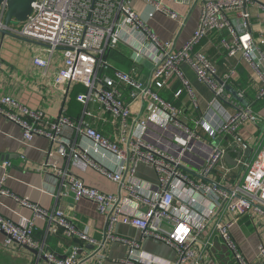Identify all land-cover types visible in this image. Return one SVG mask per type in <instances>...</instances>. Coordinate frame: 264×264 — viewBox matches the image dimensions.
Wrapping results in <instances>:
<instances>
[{
    "label": "built area",
    "instance_id": "2783aa9c",
    "mask_svg": "<svg viewBox=\"0 0 264 264\" xmlns=\"http://www.w3.org/2000/svg\"><path fill=\"white\" fill-rule=\"evenodd\" d=\"M138 1L152 6L148 18L155 12L166 13L157 0H35L24 23L5 27L0 20V29L31 44L32 64L48 78L50 87L66 98L73 85L86 89L76 98L84 106L79 118H70L64 111L53 119L11 97L0 99V116L17 124L25 140L44 137L59 146L64 158L71 157L73 164H83L117 185L116 193H104L68 169L56 170L60 196L94 203L107 218L110 239L139 248L136 240L113 235L114 224L124 217L128 226L176 253L173 263L145 256L127 264H205L206 257L212 264H264V241L250 260L232 234L245 216L264 218L263 142L254 147L243 133L246 126L256 129L263 122L253 105L264 98V36L255 38L248 30L246 10L256 1L204 0L198 30L179 49L150 30L135 8ZM5 13L4 6L0 16ZM233 13L242 19L241 30L233 24ZM170 17L177 19L178 15L170 13ZM132 30L140 33V46L132 70L124 72L113 65L110 55ZM211 36L221 37L219 47L227 51L228 58L246 63L253 74L252 85L261 84L247 106L225 89V85L235 88L237 71L231 68L219 75L217 65L198 49ZM57 56L61 66L54 69ZM184 66L213 94L204 112ZM163 90L173 93L176 100L187 96L191 112L167 101ZM236 90L247 100L246 90ZM196 113H202L201 118L196 119ZM100 117L110 121L113 138L94 126ZM65 127L80 137L78 144L63 136ZM229 153H238L235 166L225 159ZM140 165L154 170V186L136 181ZM3 197L47 219L48 236L61 232L69 240L93 242L89 231L78 228L62 210L47 212L0 185ZM128 202L133 210L127 209ZM139 208L147 211L139 212ZM35 231L32 220L14 222L0 214V233L6 236L7 248L38 251L34 264H83L77 245L61 257ZM222 249L228 257L222 256Z\"/></svg>",
    "mask_w": 264,
    "mask_h": 264
},
{
    "label": "crops",
    "instance_id": "0c3cea01",
    "mask_svg": "<svg viewBox=\"0 0 264 264\" xmlns=\"http://www.w3.org/2000/svg\"><path fill=\"white\" fill-rule=\"evenodd\" d=\"M157 1L166 13L155 12L152 18H148L147 13L152 11V6L138 1L135 8L146 19L148 27L160 40L173 42L176 49L183 47L198 30L204 0ZM255 1L256 3L246 6V10L249 13L250 32L255 38H260L264 36V0ZM170 13L177 14L178 18H171ZM232 21L237 29L243 28L242 19L237 13L232 14ZM140 37L141 35L137 30L124 34L120 46L110 55V61L116 68L124 72L132 70L134 55L140 46L138 43ZM215 37L218 39L216 43ZM224 37H227V34H224ZM220 40L221 37L219 36H211L204 40L198 49L217 65L219 75L228 73L231 68L235 69L237 71V83L235 88L232 87L235 90H246L247 102L255 100L261 84L254 83L252 85L253 74L243 60L231 59V63L228 64L225 57V64L220 70L218 64L222 63L220 58L223 51L219 47ZM31 56L29 42L19 40L11 35L3 36L0 33V99L11 97L30 109L43 110L53 119L58 118L64 111L70 118L81 117L84 106L77 102L76 98L78 94L86 92L85 87H74L73 85L69 97L62 96L58 90L49 86L48 78H44L42 71L33 66ZM60 66L61 60L57 56L53 62V68L56 69ZM183 71L204 112L212 100L213 94L198 81L189 67L184 66ZM203 88L207 90V96H203V90H201ZM161 95L175 106L185 107L186 113L191 112L189 109L191 104L187 96H184L182 100H176L173 93L166 90H163ZM140 107V104L135 106L136 109ZM253 107L263 122L256 129L253 126H246L243 130L244 137L250 140L254 147L262 140V149H264V98L257 101ZM94 111L99 114V110L95 106ZM202 113H196V119L201 118ZM191 120L193 124L194 118ZM93 124L99 131L113 138L114 129L110 121L100 117L98 121L94 120ZM247 128L251 129L252 132L249 136L245 131ZM62 134L74 143L80 142V137L70 128H63ZM58 149L57 144H53L41 136H36L30 141L25 140L23 130L17 124L0 116V185L12 194L29 200L47 212L62 210L78 228L89 231L93 242L69 240L62 233L48 236L46 233L47 219L35 217L31 210L24 208L16 200L8 197L0 199V214L2 216L14 222H20L24 219L32 220L36 227V237L41 240L47 239L52 249L61 257L67 256L71 252L70 250L77 245L80 248V255L84 259L83 264H127L128 262H137L145 256L170 263L176 260V253L173 248L143 236L139 230L128 226L124 222V217H121L114 224L113 235L136 240L139 248H132L113 241L108 237L107 218L97 211L94 203L86 200L76 201L72 195L60 196L61 187L56 175L57 169H68L73 175L83 180L86 185L104 193H116L118 187L93 169L83 164H73L71 157L64 158L59 154ZM230 155L234 160L238 153H230ZM4 162H9L10 167L6 168ZM39 167L40 170H38ZM136 181L144 186H154L156 174L150 166L140 165ZM127 209L133 210L134 205L128 202ZM140 211L145 212L147 210L139 208ZM260 224L262 225L260 226ZM248 229H251V232L247 231ZM232 234L247 258L254 260L261 239L264 241V218L257 215L245 216L240 224L232 228ZM5 240L6 236L0 233V249L2 248L6 253L12 254L11 256L14 255L13 257L21 258L26 264L36 262L37 254L29 252L25 247L7 248ZM222 256L228 257L223 249ZM207 258H205V264H212Z\"/></svg>",
    "mask_w": 264,
    "mask_h": 264
},
{
    "label": "water",
    "instance_id": "95a60500",
    "mask_svg": "<svg viewBox=\"0 0 264 264\" xmlns=\"http://www.w3.org/2000/svg\"><path fill=\"white\" fill-rule=\"evenodd\" d=\"M34 2L35 0H0V10L4 6L6 7L5 15L3 17L0 16V20L3 22V25L5 27H8L9 25L18 26L24 23L25 21H27V19L29 18V16L33 11L32 5ZM247 25H248V30L251 31L249 20L247 21ZM0 33L3 36L11 35L6 29H0ZM222 83L223 82L221 81V84ZM225 89L230 94H232V96L235 99L239 100L242 104H244L245 106L248 105V102L245 99H241L240 96L238 95V92L232 86L225 85ZM247 154L249 155L250 152H247ZM225 159L230 165L232 166L236 165L234 160H232L230 153L225 156ZM25 249L33 254H38V251L34 249L28 247H25Z\"/></svg>",
    "mask_w": 264,
    "mask_h": 264
},
{
    "label": "rangeland",
    "instance_id": "374dc122",
    "mask_svg": "<svg viewBox=\"0 0 264 264\" xmlns=\"http://www.w3.org/2000/svg\"><path fill=\"white\" fill-rule=\"evenodd\" d=\"M30 46H31V44H30ZM206 89L205 88L201 89V90H203V96L208 95V92ZM245 131L247 132L248 136L252 133L251 129H249V128H247ZM247 231L251 232V229H248ZM262 241L263 240L261 239V242ZM253 243H255V242L253 241ZM247 244H248V242L246 243V245ZM260 245H261V243H260ZM9 254L10 253H6L4 250H2V248L0 249V264H26L23 260H21V258L13 257L14 255L11 256L12 254H10V255Z\"/></svg>",
    "mask_w": 264,
    "mask_h": 264
},
{
    "label": "trees",
    "instance_id": "16d2710c",
    "mask_svg": "<svg viewBox=\"0 0 264 264\" xmlns=\"http://www.w3.org/2000/svg\"><path fill=\"white\" fill-rule=\"evenodd\" d=\"M214 41H215V43L218 42L217 37L214 38ZM225 57H226V61L228 62V64H230V63H231V59H230V58H227V57H228V53H227L226 50L223 49V51H222V57L220 58V59H222V60H221L222 63L218 64L220 70L223 69V66H224V64H225ZM227 59H228V60H227ZM166 98L169 99V97H166ZM60 233H61V232H60Z\"/></svg>",
    "mask_w": 264,
    "mask_h": 264
}]
</instances>
